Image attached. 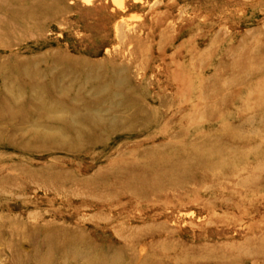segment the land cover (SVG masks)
Wrapping results in <instances>:
<instances>
[{
    "label": "rangeland",
    "instance_id": "obj_1",
    "mask_svg": "<svg viewBox=\"0 0 264 264\" xmlns=\"http://www.w3.org/2000/svg\"><path fill=\"white\" fill-rule=\"evenodd\" d=\"M69 237L264 264V0H0V264Z\"/></svg>",
    "mask_w": 264,
    "mask_h": 264
},
{
    "label": "bare ground",
    "instance_id": "obj_2",
    "mask_svg": "<svg viewBox=\"0 0 264 264\" xmlns=\"http://www.w3.org/2000/svg\"><path fill=\"white\" fill-rule=\"evenodd\" d=\"M9 93L11 94V97H10V99H11V101H13V100H16L17 98H18V93H17V91H15L14 89H12V88H9ZM13 99V100H12ZM89 115H91V117H92V113H97L98 111H95V110H87L86 111ZM91 113V114H90ZM94 116V118H95V115H93ZM93 118V117H92ZM93 118V119H94ZM82 122H86V120L84 119V120H82ZM81 125H83L82 123H81ZM48 138V137H47ZM48 235V234H47ZM46 235V236H47ZM45 236V237H46ZM51 238V237H50ZM47 239V238H46ZM48 240V239H47ZM62 242V243H61ZM78 244H79V240H78V238H76V237H69L68 239H66L65 241L63 240V239H55V240H51L50 241V245L49 244H47L46 245V247H45V249L42 251V252H35V259L36 260H39L42 264H47V263H49L50 261H52V259H53V257H54V252H59V253H61L60 255H62V252H64L63 254H65V252L66 253H68V254H79V252L81 251V249L80 248H78L79 246H78ZM43 254V256L42 257H40V259H38V254ZM92 255H93V257L94 256H97L98 254L97 253H95V252H93V253H90L89 255H88V257H87V259H88V261H87V263L88 264H95V262L96 261H94V259L92 258ZM58 256V255H57ZM65 256H66V254H65ZM64 256V257H65ZM113 256V255H112ZM59 257V256H58ZM99 257V256H98ZM113 257H115V255L113 256ZM112 257V258H113ZM94 258H96V257H94ZM111 258V259H112ZM15 260V259H14ZM17 261V260H16ZM14 261V263L13 264H21L19 261ZM103 261L104 260H102V263H103ZM106 261H108V259H106ZM101 263V264H102Z\"/></svg>",
    "mask_w": 264,
    "mask_h": 264
}]
</instances>
